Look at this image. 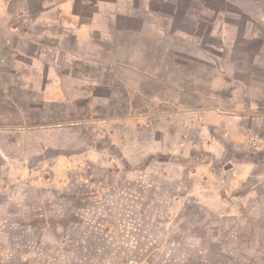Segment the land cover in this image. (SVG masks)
<instances>
[{
  "label": "rangeland",
  "instance_id": "obj_1",
  "mask_svg": "<svg viewBox=\"0 0 264 264\" xmlns=\"http://www.w3.org/2000/svg\"><path fill=\"white\" fill-rule=\"evenodd\" d=\"M0 264H264V0H0Z\"/></svg>",
  "mask_w": 264,
  "mask_h": 264
}]
</instances>
